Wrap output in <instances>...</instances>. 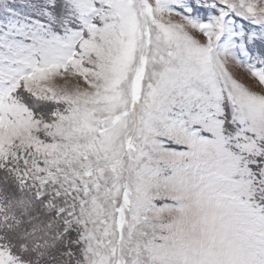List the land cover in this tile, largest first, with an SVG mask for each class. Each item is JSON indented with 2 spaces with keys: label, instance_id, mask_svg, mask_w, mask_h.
<instances>
[{
  "label": "snow or ice",
  "instance_id": "obj_1",
  "mask_svg": "<svg viewBox=\"0 0 264 264\" xmlns=\"http://www.w3.org/2000/svg\"><path fill=\"white\" fill-rule=\"evenodd\" d=\"M0 264H264V0H0Z\"/></svg>",
  "mask_w": 264,
  "mask_h": 264
}]
</instances>
